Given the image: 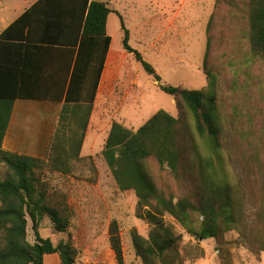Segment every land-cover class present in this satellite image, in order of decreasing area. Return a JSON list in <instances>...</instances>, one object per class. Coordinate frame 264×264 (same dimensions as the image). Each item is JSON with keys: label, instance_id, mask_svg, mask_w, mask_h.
Wrapping results in <instances>:
<instances>
[{"label": "trees", "instance_id": "16d2710c", "mask_svg": "<svg viewBox=\"0 0 264 264\" xmlns=\"http://www.w3.org/2000/svg\"><path fill=\"white\" fill-rule=\"evenodd\" d=\"M218 4L235 10L245 5L252 60L264 62V0H218ZM112 13L121 19L124 50L159 83L162 92L174 99L181 113L176 118L160 110L137 131L114 122L98 154L119 190L135 193L139 218L150 226L147 238L132 231L138 258L143 264H184L180 252L183 235L177 232L176 224L198 242L217 240L221 233L241 228L244 200L231 182L224 158L225 117L219 105L216 77L208 70L210 43L204 60L210 86L188 90L163 82L154 66L130 46V32L123 17L107 2L37 0L2 32L0 45L66 47L72 53L71 64L75 56V64L69 84L63 89L66 96L58 128L46 156L38 158L5 151L4 139L16 100L51 97H41L28 88L27 74L20 67L0 63V161L7 167L5 179L0 180V264H46L47 256H56L57 264L77 263L79 249L70 234L73 211L62 192L49 188L44 174L49 171L67 177L77 164L92 159L82 157V150L112 41L107 34ZM14 51L12 48L10 52L13 56ZM97 58L100 62L96 78L86 101L90 72ZM152 162L176 180L195 171L194 199H176L171 191L161 188ZM261 214L259 226L264 227ZM45 218H50L55 232L64 236L57 244L41 235ZM30 221L35 243L29 241ZM110 244L118 264H125L117 221L110 227ZM258 244L264 253V240Z\"/></svg>", "mask_w": 264, "mask_h": 264}, {"label": "rangeland", "instance_id": "374dc122", "mask_svg": "<svg viewBox=\"0 0 264 264\" xmlns=\"http://www.w3.org/2000/svg\"><path fill=\"white\" fill-rule=\"evenodd\" d=\"M99 1L122 14L130 32V46L154 66L163 82L172 86L194 91L210 86L204 73L210 43L208 70L216 77L225 117L224 158L231 182L243 197L244 218L239 230L223 232L217 240L204 242L190 237L176 224L177 232L183 235L180 252L184 264H264V253L258 249V241L264 240V227L258 220L259 213L264 217V62L252 60L245 5L235 10L218 4V0ZM32 2L0 0V16L9 9L3 26ZM116 15H111L110 33L117 40L118 36L124 39ZM123 48V40L116 41L115 51ZM131 63L120 79L103 81L90 135L97 138L98 151H103L114 122L137 131L160 110L176 118L181 114L174 99L160 90L159 83L134 57ZM97 155L77 164L67 177L49 171L44 174L49 188L62 192L73 211L70 234L79 249L76 264H118L110 244L113 221L120 227L124 263L143 264L132 231L147 238L150 226L139 218L135 193L121 192L107 164ZM151 164L161 188L171 191L176 199H194L195 171L176 180L168 171H160L155 162ZM6 174L7 167L0 161V180ZM167 220L174 223L169 217ZM40 232L54 244L64 238L55 232L50 218L44 219ZM28 233L29 241L35 243L31 221ZM57 263L56 256L46 257V264Z\"/></svg>", "mask_w": 264, "mask_h": 264}, {"label": "crops", "instance_id": "0c3cea01", "mask_svg": "<svg viewBox=\"0 0 264 264\" xmlns=\"http://www.w3.org/2000/svg\"><path fill=\"white\" fill-rule=\"evenodd\" d=\"M36 1L37 0H33V2L20 12L14 20L4 26L3 20L8 14L9 9L3 11L0 16L2 17L0 23V35ZM4 12L7 13L4 14ZM116 14L117 13H112L108 18L107 34L112 38V41L105 61L96 102L103 81L107 80L115 82L117 79H120L122 75L124 76L128 67H132L131 58L133 55L126 52L124 48L119 49V51H115L114 49L116 41H120V39L123 40V37L121 38V36H118L117 40L115 36L110 33V18L111 15ZM120 15L122 16L121 13ZM116 16L119 19V27L122 30L121 19L118 14ZM12 48H15L14 56L10 54ZM71 54L69 48L56 45L35 46L26 44L18 45L16 47L0 45V59L2 60L0 63L3 62L5 65L12 64L20 67V69L27 74L26 83L28 88L41 97H51V99L44 98L45 100L15 101L13 114L3 144V149L5 151L38 158L46 156L50 143L59 125L60 114L66 96L63 89L65 85L69 84L74 69L75 56L73 63L71 64ZM99 62L100 61L97 58L91 69L85 93L86 101L89 99V93L91 92L93 82L96 78ZM4 71L8 70L4 69ZM91 128L92 118L84 142L82 157H94L101 152L97 150V138L92 139L90 137Z\"/></svg>", "mask_w": 264, "mask_h": 264}]
</instances>
